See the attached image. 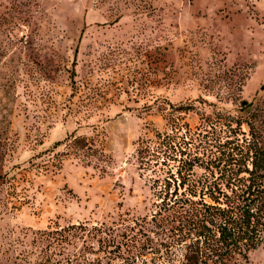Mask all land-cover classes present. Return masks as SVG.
Segmentation results:
<instances>
[{
    "label": "rangeland",
    "instance_id": "obj_1",
    "mask_svg": "<svg viewBox=\"0 0 264 264\" xmlns=\"http://www.w3.org/2000/svg\"><path fill=\"white\" fill-rule=\"evenodd\" d=\"M169 101L195 104L192 125L254 117L264 145V0H0V264L35 261L56 222L115 225L125 255L141 225L161 239L141 220L156 196L136 147ZM72 132L98 150L76 153ZM103 235L87 237L103 264L173 263L161 245L126 263ZM228 264H264V232Z\"/></svg>",
    "mask_w": 264,
    "mask_h": 264
},
{
    "label": "trees",
    "instance_id": "obj_2",
    "mask_svg": "<svg viewBox=\"0 0 264 264\" xmlns=\"http://www.w3.org/2000/svg\"><path fill=\"white\" fill-rule=\"evenodd\" d=\"M169 104L170 108H164L166 127H151L138 138L136 147L139 166L150 171L156 196L150 220L147 216L141 220L161 239L154 240L141 225L147 240L139 245L138 232L127 238L123 242L127 255L118 242L107 250L118 249L126 263L138 256L134 248L141 254L148 245L157 250L162 246L171 264H228L237 254L247 257L262 242L264 232V145L254 117L243 119L241 114L218 109L204 111L202 121L192 125L184 112L196 108L194 103ZM251 104L243 99L239 109ZM244 122L249 132L242 128ZM82 138L72 132L66 138L68 147L77 148L76 153L98 150ZM117 230L106 222H56L39 231L48 243L35 261L25 264H103L101 256L90 257V252L98 250L88 244L87 237L99 236L103 241L107 233L110 246L115 244L112 234ZM80 239L82 245H78ZM178 251L180 257L174 263Z\"/></svg>",
    "mask_w": 264,
    "mask_h": 264
}]
</instances>
